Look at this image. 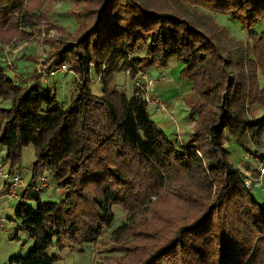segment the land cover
I'll list each match as a JSON object with an SVG mask.
<instances>
[{"label":"trees","instance_id":"1","mask_svg":"<svg viewBox=\"0 0 264 264\" xmlns=\"http://www.w3.org/2000/svg\"><path fill=\"white\" fill-rule=\"evenodd\" d=\"M83 1L74 35L47 38L42 71L14 75L0 51L3 162L16 171L27 145L35 157L11 236L27 231L33 244L6 264H55L62 251L96 243L116 206L128 212L111 229V248L121 251L96 264H264V202L227 145L234 138L251 154L264 146V0ZM218 13L246 30L249 43ZM41 17L33 0H0V32L33 30ZM172 58L192 84L183 97L194 124L185 140L157 125L143 91L128 96L114 83L119 72L134 80ZM91 63L101 94L91 89ZM63 64L85 75L67 103L43 79ZM43 171L53 174L58 198L35 190ZM168 198L174 209L145 218L149 204ZM126 233L136 239L122 240Z\"/></svg>","mask_w":264,"mask_h":264},{"label":"rangeland","instance_id":"2","mask_svg":"<svg viewBox=\"0 0 264 264\" xmlns=\"http://www.w3.org/2000/svg\"><path fill=\"white\" fill-rule=\"evenodd\" d=\"M33 2L35 7H38L40 14H42V17L37 20L38 24L33 30L21 24L17 30L10 29L0 32V51L3 54L2 58L11 60L12 64L10 65V69L16 74L31 73L34 68H42V60H45L48 52L52 50L49 42H46L47 38L58 39L65 36H73L78 23L77 15L74 12L87 6L83 0H33ZM214 16L217 22L223 23L228 27L233 37L240 39L244 43L246 42V44L249 43L246 30H242L238 23L220 13ZM43 77L45 78V75ZM119 77L120 85L118 88L125 93H130L131 90L128 89L132 88V83L134 86V80H132V83L127 81V86H124L121 83L124 80L123 75L120 74ZM99 79L100 77L93 71L91 89L94 93L96 87L99 86V84L96 83ZM77 80L78 76L69 69L63 70V72H56L54 75L47 77L45 82L48 85L53 84L57 88L58 99L67 103L70 101V98H73L76 92ZM261 81L263 80L261 79ZM169 135L172 136L174 134ZM5 150V147L0 148V190L2 188L3 179L6 178L5 173H8L7 170L9 166V162H3L2 157L5 154ZM34 159L33 146H25L22 153V160L19 163L20 167H18L16 172H19L27 179L30 174V164ZM28 190L30 192L32 191L31 188H28ZM46 190V188H43L39 193H44ZM3 195L4 193L0 192V264L8 263V257L11 253L24 255L28 248L32 246L30 242L32 239L29 237L27 231L21 230L19 233L20 238H11L16 230L12 228L14 224L10 223V220L14 218L12 206H16V201L13 200L12 202L10 201L11 203H8ZM58 197L59 195L56 198ZM45 198L51 199L46 196ZM175 205L174 199L170 200V198H168L162 201L158 199L156 202H152L148 205L144 210V216L147 220H150L154 216V209L167 211L174 209ZM114 212L115 218L111 228L105 229L98 237L96 243H85L82 248L78 247L68 250V252L66 251V260L64 264H96V261L101 259L104 254H116L117 250H112L111 248V229L114 225L124 220L128 212L120 209L119 206L114 207ZM14 223L17 225L16 220H14ZM131 235V233H126L121 239L124 241L129 239L134 241L136 237ZM27 236L30 241L25 242ZM54 251L55 247L51 249V253H54ZM62 262L63 261H60L58 263L61 264ZM9 264H14V262Z\"/></svg>","mask_w":264,"mask_h":264},{"label":"crops","instance_id":"3","mask_svg":"<svg viewBox=\"0 0 264 264\" xmlns=\"http://www.w3.org/2000/svg\"><path fill=\"white\" fill-rule=\"evenodd\" d=\"M182 67V63L179 60L172 58L168 60L165 66L152 67L148 69L147 72H149L151 78L148 84V96L155 100V103H149L148 111L150 112L151 118L157 123V125L160 126V128L164 132L175 134L178 139L180 138L185 140L187 134L192 130L194 124L192 122V119L189 117L187 107H185V104L183 102V97L185 96V94L190 92L192 84L189 81H186L184 78L180 77L179 73ZM120 74H122L124 78V80L121 82L122 85L127 86V81L132 83V80L129 79V72L122 71L115 74L114 83H116L117 86L120 85ZM96 83L99 84V86L96 87L95 93L101 94L102 85L99 81H96ZM259 85L261 88L264 87V80H260ZM133 89L134 86L132 83V88L128 89L131 90V92H126L125 94L130 96L133 93ZM227 145L229 150H231L230 154L233 163L237 166V168H239L247 175L246 179L250 181V192L256 197L258 201L264 202V178L260 177L259 175L258 161L257 158H255V156L262 152V148L264 146H259V153H252V155L249 151L243 149L240 143L234 138H228ZM249 154H251L252 156H250ZM31 172L32 171L29 170L30 174L26 180L30 179ZM1 187L2 188L0 192L4 193L3 196H5L6 201H8L9 203L10 200H8L6 197V178L3 179V184ZM46 189V192L40 193L42 198H45L46 196L52 199L56 198L59 195L58 186L56 184H52V187H46ZM14 210L15 205L12 206L13 215ZM10 223L14 224L12 228L16 229V222L14 223V220L11 219ZM28 241L30 240L27 236V238H25V242ZM30 242L32 243L33 241ZM66 251L68 252V250H64L61 252L62 258L57 260L55 264H59L58 262L60 261H63L61 264H64V261L66 260Z\"/></svg>","mask_w":264,"mask_h":264},{"label":"built area","instance_id":"4","mask_svg":"<svg viewBox=\"0 0 264 264\" xmlns=\"http://www.w3.org/2000/svg\"><path fill=\"white\" fill-rule=\"evenodd\" d=\"M12 64L11 60H7V65H8V69L10 72H13L12 69H10V65ZM93 63L90 64L89 66V78L92 80L93 79ZM63 70H69V68L63 64V66L61 68H59L58 70L52 71L51 73H46L43 72V74L45 75V81L47 80V77L54 75L56 72L61 71L63 72ZM39 71L40 70L39 68ZM14 73V72H13ZM15 75V73H14ZM85 79V75L83 77L78 76V81L82 82ZM150 74L149 72H142L139 71L137 77L134 79V87L137 89V91H143L144 92V97L145 99L150 102V103H155V100H153L152 98H150V96H148V84L150 81ZM250 156H252L251 154H249ZM255 158H257L258 161V171H259V175L260 177L264 178V158H260L257 156H255ZM6 176V187H7V193H6V197L8 200L13 201L15 200L16 203L18 202L17 200L20 198L21 192L23 190V188L26 187L27 185V180L25 179L24 176H22L19 172L14 171L13 173H5ZM246 184H250V181L248 179H246L245 181ZM52 184H54V178H53V174H51L48 171H43L42 173H40L37 182L35 184V190H42L43 188L46 187H52Z\"/></svg>","mask_w":264,"mask_h":264}]
</instances>
